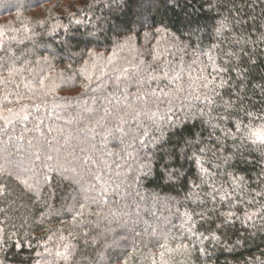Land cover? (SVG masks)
Returning <instances> with one entry per match:
<instances>
[{
    "label": "trees",
    "instance_id": "16d2710c",
    "mask_svg": "<svg viewBox=\"0 0 264 264\" xmlns=\"http://www.w3.org/2000/svg\"><path fill=\"white\" fill-rule=\"evenodd\" d=\"M209 49L221 64L223 52L238 54L227 66L246 70L243 107L264 123V0H0L2 264H162V251L164 264H264V145L228 140L218 152L220 171L243 177L236 192L251 201L231 209L237 219L222 232L215 223L229 208L212 202L209 187H192L201 180L185 157L197 146L217 150L212 125L231 126L218 120L222 109L195 100L208 63L198 50ZM162 71L179 78L141 83ZM157 88L165 95L137 100ZM22 108L28 119L16 120ZM140 129L154 137H140L146 147L133 142ZM101 153L112 154L106 165ZM252 212L261 215L246 219ZM212 234L220 241L201 239Z\"/></svg>",
    "mask_w": 264,
    "mask_h": 264
},
{
    "label": "snow or ice",
    "instance_id": "6c2138e0",
    "mask_svg": "<svg viewBox=\"0 0 264 264\" xmlns=\"http://www.w3.org/2000/svg\"><path fill=\"white\" fill-rule=\"evenodd\" d=\"M223 24L220 28H217V33H220L222 31ZM165 32L164 28H157L156 33H162ZM238 43V41H237ZM215 48L219 49L220 45H215ZM199 54L204 55L207 57V65H205L203 68H201L202 75L197 77V80H199V88L200 93L195 96V100L199 103H202L204 108L209 109V111H215L217 109L223 110V115H220L218 117V120L220 122H230V127H220V124H214L212 125L213 131L218 132V135H215L213 137L214 143L216 145H219V148L217 150L213 151L212 149H206L202 147H196L195 151L191 154L190 157L186 156V159H189L191 164L196 166L197 169V175L201 180V184H196L193 182L192 187L194 188H200L201 185H205L211 189L210 192V198L213 203H215L217 200H219L222 204V206H227L229 208V211L227 214H221L219 217V223H215V229L217 232H222L224 229H226L228 226L235 223V220L237 219L236 213L232 211L231 209L240 204V203H248L251 204V201H244L243 197L239 195L236 192V188L239 184V182L243 181V177H238L235 175V173L230 172H221L220 171V164L218 161L221 160V156L218 155V152H223L224 146L226 145L228 140H232L233 142H236L237 140H247L251 142L252 144H258V145H264V123H256L253 121V113L250 111H247L244 109V101L245 96L241 94L240 84L243 83L244 75L246 73V70L243 69H235L228 67L227 65L231 63V58L236 57L237 60H239V56L235 51L232 52H223L224 56L229 57L228 60L224 61L222 64L218 63L219 57L214 56L212 53V50L209 49L208 51L198 50ZM160 54L157 53L153 55L152 59L154 62L160 60ZM183 58L181 57V60ZM195 63V61H193ZM149 70H152V66H149ZM81 71H84V69H81ZM127 71V70H125ZM235 72V75L237 77V80L240 83L233 84L231 75H228L225 77V73L231 74ZM207 73V74H204ZM171 77L168 80V83H173L176 79L179 78V74H171L168 71H162L160 75H152L150 74L148 79L146 81H141V83H151V82H157L162 79H167ZM89 80H91V76L88 77ZM41 87L44 86V80H40ZM264 87V86H262ZM227 90V95L229 96L228 100H224L225 91ZM157 92L161 93V95H165L164 90L157 88L152 89L149 93H145L143 96H137V100H141L143 102H147L149 97H157ZM127 99V97H125ZM8 112H12L11 109H7ZM107 111V110H105ZM169 112H171V109H169ZM241 113H243V116H241ZM145 115H149L148 113H144ZM201 114H203V110H201ZM235 114L237 117L236 119L232 120V115ZM141 115L140 112L135 113V118L138 119ZM156 116V113H151L150 118H154ZM245 118L248 120V123H245ZM16 120H27L28 114L25 112V110L22 108L21 113L15 114ZM165 120L171 121L170 115H165ZM264 119V118H260ZM5 124L11 125L13 124V118L12 117H4ZM97 125H101L100 121L96 122ZM122 123H126L122 121ZM103 126V125H101ZM172 127H179V125L171 124ZM113 129H106L104 133V137L106 138L107 135H110L112 133ZM116 132H120L123 135H128V133L124 132V129L122 127L117 126L115 129ZM140 137H148L149 140H154V137L149 136V132L147 129H140L139 136L133 137V142L138 143L141 147H146L147 142L145 139ZM19 139H23V137H18ZM95 137H93L94 139ZM31 143V141H29ZM189 146H192V142H187ZM199 142H197L198 144ZM56 151H59V149H56ZM81 151H84V149H81ZM105 155H112L111 153H101V156L99 157L100 164L106 165V160L104 159ZM205 157H208L205 159ZM39 158V157H37ZM48 160H53V156L49 155L47 157ZM232 157L225 156L223 157V161L225 164H227ZM141 167H145L142 165ZM168 165L165 166L167 169ZM69 169L61 168V173L68 172ZM72 172H75V169H71ZM149 171H151V168L149 166ZM147 175V173H145ZM176 175L175 172L171 174V176ZM169 176V178H171ZM222 177L225 181V183H222L219 187H216L215 185V179L217 177ZM45 181H50L51 177L45 176ZM95 180L100 181L102 180V177L99 175H96L94 177ZM209 181H212V183H209ZM21 183L25 185L26 188L29 190H32V185L28 183L27 180H21ZM227 185V188L225 187ZM101 196H105V191L101 190L100 193ZM95 202V201H94ZM203 203V201H201ZM80 211L77 213V215L83 214L84 205H79ZM200 215L203 218V214H197ZM261 213L258 212H252V213H245L246 219H251L253 216H259ZM185 216V223L189 225L187 231L189 233L193 232V223H192V215L186 212L184 214ZM76 220V216H73V221ZM208 231L211 233L212 228H209ZM61 240L64 239V237H60ZM201 239H211L215 241H220V236L216 234H212L209 236H201ZM159 246L162 249L170 250L168 249L167 243L158 242ZM17 248L22 247L21 244L17 243L15 245ZM185 246V245H181ZM63 247L67 250L68 245L65 244ZM201 252L204 251L203 248L200 249ZM57 255H66V253H60L57 252ZM165 253L162 251L160 252V257L162 264L163 257ZM2 264V262H0ZM153 264H155V261H153Z\"/></svg>",
    "mask_w": 264,
    "mask_h": 264
}]
</instances>
